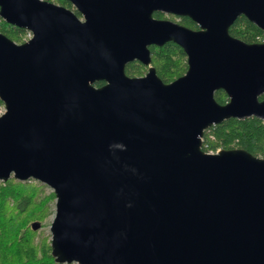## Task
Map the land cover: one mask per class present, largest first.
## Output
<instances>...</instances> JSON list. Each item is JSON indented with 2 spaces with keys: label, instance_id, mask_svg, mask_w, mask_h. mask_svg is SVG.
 Instances as JSON below:
<instances>
[{
  "label": "water",
  "instance_id": "obj_1",
  "mask_svg": "<svg viewBox=\"0 0 264 264\" xmlns=\"http://www.w3.org/2000/svg\"><path fill=\"white\" fill-rule=\"evenodd\" d=\"M67 1L80 17L0 0V19L32 34L0 33V181L54 193V262L264 264V159L201 143L224 120L264 122V43L228 33L239 16L264 32V0ZM165 43L187 58L169 83L150 65ZM133 61L147 72L127 76Z\"/></svg>",
  "mask_w": 264,
  "mask_h": 264
},
{
  "label": "trees",
  "instance_id": "obj_2",
  "mask_svg": "<svg viewBox=\"0 0 264 264\" xmlns=\"http://www.w3.org/2000/svg\"><path fill=\"white\" fill-rule=\"evenodd\" d=\"M44 1L70 9L80 17L67 0ZM153 17L169 19L187 28L197 29L196 24L188 17L167 16L159 12H154ZM25 32V29L9 25L0 19V33L13 42L23 43ZM228 33L246 43H258L257 37L263 34L243 16L232 23ZM149 51L150 65L163 83L172 82L185 73L187 58L181 47L165 43L161 47L150 46ZM147 69L148 67L133 61L125 66V74L139 77ZM102 84L97 82L94 85L98 87ZM214 99L219 104L228 100L221 90L214 93ZM203 139L204 152L215 151L217 148L242 149L264 159V122L253 117L224 120L204 131ZM45 188V185L33 179L17 181L11 177L5 182L0 181V264H56L51 256L49 236L31 229L33 222L40 224V228L45 226L46 219L52 214L51 204L55 195L52 191L46 192Z\"/></svg>",
  "mask_w": 264,
  "mask_h": 264
},
{
  "label": "rangeland",
  "instance_id": "obj_3",
  "mask_svg": "<svg viewBox=\"0 0 264 264\" xmlns=\"http://www.w3.org/2000/svg\"><path fill=\"white\" fill-rule=\"evenodd\" d=\"M23 42L24 41V36H23ZM1 107H4L3 104L0 105V110H1ZM5 111V110H4ZM4 113V112H3ZM45 191L48 192V191H51L50 188H48L46 186L45 188ZM54 202L55 200L53 201V203L51 204V210H52V214L46 219V225L43 226L42 228H40V224H39V228L37 230L41 231L43 233V235H46V236H49V239H50V232H49V226H50V223L52 221V218H53V213H54ZM34 223V222H33ZM36 231V230H34Z\"/></svg>",
  "mask_w": 264,
  "mask_h": 264
},
{
  "label": "built area",
  "instance_id": "obj_4",
  "mask_svg": "<svg viewBox=\"0 0 264 264\" xmlns=\"http://www.w3.org/2000/svg\"><path fill=\"white\" fill-rule=\"evenodd\" d=\"M31 36H32V34L29 31H26L25 34H24V41L29 40L31 38ZM257 41H258V43H264V32H263L262 35L257 37ZM3 112H4V107H1L0 116L3 114ZM210 137H212V136L210 135ZM201 143H202V145L204 143L203 136L201 138ZM219 150H220V148H217L215 151L209 150L207 153H216Z\"/></svg>",
  "mask_w": 264,
  "mask_h": 264
}]
</instances>
